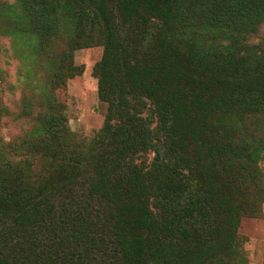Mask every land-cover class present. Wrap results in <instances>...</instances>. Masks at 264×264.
Instances as JSON below:
<instances>
[{
    "label": "trees",
    "instance_id": "1",
    "mask_svg": "<svg viewBox=\"0 0 264 264\" xmlns=\"http://www.w3.org/2000/svg\"><path fill=\"white\" fill-rule=\"evenodd\" d=\"M17 4L38 52L50 53L57 34L65 58L102 37L93 74L107 107L78 151H66L60 104L17 141L0 142V264H222L240 256L239 218L216 166L242 158L257 168L264 150L263 142L242 155L228 133L233 120L264 114V55L247 53L238 38L264 22V0ZM80 73L69 60L58 78Z\"/></svg>",
    "mask_w": 264,
    "mask_h": 264
},
{
    "label": "rangeland",
    "instance_id": "2",
    "mask_svg": "<svg viewBox=\"0 0 264 264\" xmlns=\"http://www.w3.org/2000/svg\"><path fill=\"white\" fill-rule=\"evenodd\" d=\"M27 23L17 0H0V142L17 141L32 130L49 105L60 104L70 133L66 151L81 150L105 118L107 103L98 97V79L93 74L104 54L102 37H94L97 43L75 49L71 57L65 58V44L58 34L50 53L36 51L25 31ZM238 38L247 53L264 55V22L252 25L250 32ZM69 60L80 67L81 73L64 81L58 77ZM231 127L230 139L242 155H246V149L261 148L264 114L233 120ZM259 154L257 168L242 158L238 165L216 166L224 196L230 199L226 205L231 215L239 218L236 242L240 256L222 264H264V150ZM35 163L40 168L45 159Z\"/></svg>",
    "mask_w": 264,
    "mask_h": 264
}]
</instances>
